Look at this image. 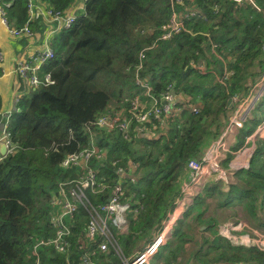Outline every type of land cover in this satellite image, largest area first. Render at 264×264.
<instances>
[{
    "label": "trees",
    "instance_id": "obj_1",
    "mask_svg": "<svg viewBox=\"0 0 264 264\" xmlns=\"http://www.w3.org/2000/svg\"><path fill=\"white\" fill-rule=\"evenodd\" d=\"M6 1L8 23L27 24L33 32L40 26L28 21L26 0ZM42 1L63 10L74 0ZM185 6L196 8L198 15L184 19L183 29L158 42L161 26L170 18V0H88L70 29L54 34L55 56L38 71L40 77L49 73L53 82L23 96L9 120L15 149L0 162V264H103L113 252H94L95 244L84 238L89 215L79 205L68 218L69 247L59 252L41 244L37 255L32 253L36 239L54 234L51 202L58 183L77 176V169H63L60 161L91 138L105 151L93 163L104 188L86 190L88 200L94 206L104 203L120 182L125 196L139 206L129 233L138 239L126 250L161 228L180 195L188 160L199 159L220 137L240 97L264 76V0H190L174 8L183 14ZM140 53L139 75L157 97L165 89L173 91L178 110L146 123L147 132L132 127L129 140L117 129L89 126L143 92L134 79ZM263 100L264 93L241 128L243 136L264 114ZM235 176L226 189L221 181L204 184L177 222L164 264L174 262L176 250L190 241L182 226L191 230L193 223L210 225L211 217L203 218L207 197L241 205L252 227L264 229V139L255 141L248 167ZM173 239L177 244L172 247ZM192 240L197 246L191 252L193 264H264V252L232 245L217 228L209 237Z\"/></svg>",
    "mask_w": 264,
    "mask_h": 264
},
{
    "label": "built area",
    "instance_id": "obj_2",
    "mask_svg": "<svg viewBox=\"0 0 264 264\" xmlns=\"http://www.w3.org/2000/svg\"><path fill=\"white\" fill-rule=\"evenodd\" d=\"M88 0H74L70 6L63 10H54L51 6L43 3L42 0H26L28 21H39L46 25L45 34L51 36L44 47L37 50L28 61H19L17 72L28 85L34 89L39 86H47L53 81L49 73L40 77L37 73L40 67L52 60L55 56L52 37L56 32L68 30L76 20L77 16L84 12ZM190 0H170L171 14L169 20L161 26L160 36L156 42L168 39L173 34L183 29V20L195 17L196 8L185 6L183 14L175 10L176 4L184 5ZM237 2L241 0H236ZM9 1L0 0V19L11 37H26L32 39L34 32L30 26L25 24L22 27H15L8 23L5 8ZM215 45H212V48ZM142 55L139 54V63L134 75L135 83L142 88L141 94H136L127 99V105L119 109L109 111L92 121L89 126H96L106 132L118 130L123 139H130V130L135 128L138 132H147L146 123L152 120L166 118L176 112L177 97L170 89H165L160 97L152 93V87L145 78L139 75ZM3 55L0 52V62ZM202 68V67H200ZM229 73L226 74V76ZM264 93V76L257 81L248 93L240 97L228 123L220 135L206 152L199 158H192L187 162L185 177L180 182V195L175 201V206L167 217L162 221L161 228L153 235L140 250L132 254L131 258L125 257L117 243L119 237L130 233L131 220L135 218L139 206L136 201H131L125 196L124 189L120 182L115 184L110 191L107 200L102 204L92 205L86 196V190L98 193L104 188L103 176L93 166L105 156V151L99 148L92 140L84 148L67 154L59 163L63 169L75 168L77 176L71 180L65 179L58 183L57 197L51 204L54 208L50 225L54 230L52 237L43 240L36 239L32 253L36 256V247L41 244H50L56 251L64 252L70 245L68 239L70 229L68 218L73 217L79 205H83L89 215L84 228V238L95 244L94 252L106 253L113 250L118 255L120 264H145L158 249L169 240L174 232L178 220L186 208L194 201L206 182L221 181L227 185L236 181V172L248 167L247 161L237 162L235 167L224 169L221 165L220 150H224L225 143L222 139L231 130L242 127L249 118L250 111L255 102ZM10 115L5 114L0 124V146L4 147V153L0 148V162L10 152H13L15 145L12 142L9 128ZM252 151V149H250ZM250 151V153H251ZM237 154V152H235ZM119 172L123 168H118ZM217 232L232 245L254 247L264 252V230L249 225L244 219L226 221L218 225ZM241 264V263H236Z\"/></svg>",
    "mask_w": 264,
    "mask_h": 264
},
{
    "label": "crops",
    "instance_id": "obj_3",
    "mask_svg": "<svg viewBox=\"0 0 264 264\" xmlns=\"http://www.w3.org/2000/svg\"><path fill=\"white\" fill-rule=\"evenodd\" d=\"M46 28V25L43 24V22H40V26L34 30V37L32 39H28L26 37L14 38L9 35L0 19V52L3 55V60L0 62V124L4 115L9 114L11 116L14 109H17L18 101L25 95L29 96L34 90L32 86L28 85L27 82H25L23 78L20 77L17 72V65L19 61L30 60L31 56L37 50L42 49L44 45L50 41L51 36L47 37L48 35L45 34ZM263 128L264 120L261 125L256 127L254 126L249 133H244V140L239 147H236V135L240 132L239 129H235V131L231 130L226 133L224 136L226 148L224 150H220L222 167L224 169L232 168L235 167L237 162L241 161H247L249 163V157L252 154L250 149H254L255 141L264 139V135H262L264 133ZM235 152H237V154ZM181 229L182 231L186 232L190 238V241L184 243L181 250H176L175 261H172L171 264H178V262L181 264V261H184L183 264H188L189 260H192L193 264L194 256L191 252H194L195 248L197 247L192 240L194 234L187 232L190 229L186 227L182 226ZM153 235L154 232L149 237H146L141 243H139V245L134 248V250L131 249L129 251L128 257L131 258L132 254L140 250L147 242H149ZM170 239L167 240L166 243L163 244L145 264H164V258L168 255V244L170 243ZM172 241L173 247L177 244V242L174 239Z\"/></svg>",
    "mask_w": 264,
    "mask_h": 264
},
{
    "label": "rangeland",
    "instance_id": "obj_4",
    "mask_svg": "<svg viewBox=\"0 0 264 264\" xmlns=\"http://www.w3.org/2000/svg\"><path fill=\"white\" fill-rule=\"evenodd\" d=\"M239 2H241V1H239ZM263 117H264V114L259 119V122H257L256 126L261 125L263 123V120H264ZM241 128L242 127L237 128V129H239V131H241ZM262 135H264V133ZM222 140L224 142V139H222ZM243 140H244V136H243L242 132L237 133V135H236V147H239ZM221 201H223V198L214 199V196L206 198V203L208 204V207H207V211L203 215V218H205V217L210 218L211 217V220H210L211 223H209L210 224L209 226H206L205 223H201V222L194 223L192 230H189V231L186 230L190 234H192V233L194 234V237H193L194 240L209 237L211 232L213 230H215L216 228H218L219 224H222L226 221L237 220V219L241 218V219H244L247 223H249V225H251V226L254 225L253 220L249 218V216L242 209L241 205L235 204L232 206H227V205L223 204V202H221ZM183 218L184 217L182 215L181 218L178 220V223ZM178 223H177V225H178ZM186 223H188V222H186ZM137 239L138 238L135 235L132 236L129 234L127 236L119 237L117 239V243H118L119 247L121 248L125 257H128V254H129V251L126 250V245L129 247L132 246L134 241ZM208 247H210V246L206 245L204 248H208ZM213 255H214V253L211 252L210 254L207 255V257L212 258ZM118 259H119L118 255H115L113 252H110V253H108L107 256L104 257V263L103 264H120V262H119L120 259L119 260ZM181 262H182L181 264L184 263V261H181ZM179 263L180 262H178V264ZM216 264H226V262H218V263L216 262Z\"/></svg>",
    "mask_w": 264,
    "mask_h": 264
},
{
    "label": "water",
    "instance_id": "obj_5",
    "mask_svg": "<svg viewBox=\"0 0 264 264\" xmlns=\"http://www.w3.org/2000/svg\"><path fill=\"white\" fill-rule=\"evenodd\" d=\"M177 99H178V97H177ZM231 105H232V98H229L228 101H227V107H231ZM4 150H5L4 147H2L1 148V152L4 153ZM188 264H192V261L190 260L188 262Z\"/></svg>",
    "mask_w": 264,
    "mask_h": 264
},
{
    "label": "bare ground",
    "instance_id": "obj_6",
    "mask_svg": "<svg viewBox=\"0 0 264 264\" xmlns=\"http://www.w3.org/2000/svg\"><path fill=\"white\" fill-rule=\"evenodd\" d=\"M58 188V187H57Z\"/></svg>",
    "mask_w": 264,
    "mask_h": 264
}]
</instances>
